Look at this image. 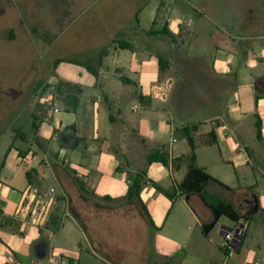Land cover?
Segmentation results:
<instances>
[{
  "label": "crops",
  "instance_id": "0c3cea01",
  "mask_svg": "<svg viewBox=\"0 0 264 264\" xmlns=\"http://www.w3.org/2000/svg\"><path fill=\"white\" fill-rule=\"evenodd\" d=\"M166 26L171 34L176 31L165 23L158 32ZM127 32L123 40L95 41L82 51L89 59L85 70L94 77L91 84L97 90L92 101L83 98L82 85L71 78L62 80L82 90L76 110L56 94L59 111L50 112L43 98L47 92L54 91L59 81L53 85L42 80L36 83L35 88H43L40 102L32 113L28 112L25 126L18 131L22 137L15 140L14 135L13 147L10 151L11 145L8 147L0 165L3 213L0 215V264H15L14 261L24 264L19 256L30 257L29 264H47L53 250L66 252L69 264H80V234L112 264H157L153 258L155 253L164 259V264H229L220 244L223 229L232 227L221 219L208 235L201 230L197 239L180 242L181 228L173 214L180 201L185 200L178 186L187 174V156L191 153L181 129L198 127L193 133L197 144L196 164L219 183L234 189L227 190L211 182L206 193L212 199L231 195L226 201L239 207L244 200H250L254 195L251 197L249 193L264 185V51H253V57L247 61L238 58L232 62L237 73L233 81L223 80L230 88H237L234 101L223 100L230 88L223 89L221 100L207 101L205 115L191 121L182 104L174 98V80L169 74L173 68L178 71L179 64L170 51L176 53L179 47L170 43L166 45L169 51L156 55L146 43L139 41L138 28ZM101 35L102 32L98 33L97 39ZM160 58L167 64L164 70ZM67 61L77 63L71 58ZM61 63L56 60L52 65ZM177 119L179 126L175 123ZM259 121L261 139L257 137ZM43 123L51 127V132ZM55 132L59 134L58 139L54 138ZM212 132L214 138L210 137ZM210 139H215V144L204 146L202 142ZM17 140L24 145L16 146ZM53 142L58 145L56 150L52 148ZM163 146L171 155L169 166L161 163L148 166L149 153ZM60 154L70 163H62ZM230 163L234 172L229 169ZM30 171H35L37 185L34 186L41 192L55 191L51 211L37 223H24L15 217L31 186L27 178ZM143 171L147 181L140 199L148 217L138 202L127 198L132 180ZM257 173L261 174L260 182ZM151 181L173 193V199L157 190ZM186 200L190 205L195 200L194 210L202 228L211 220V210L199 195ZM259 202V211H264V203L261 199ZM66 217L72 224L65 223ZM245 229L237 252L247 235L246 225ZM109 232L117 233L113 237H120L125 243L115 246ZM57 236L69 243L54 242Z\"/></svg>",
  "mask_w": 264,
  "mask_h": 264
},
{
  "label": "rangeland",
  "instance_id": "374dc122",
  "mask_svg": "<svg viewBox=\"0 0 264 264\" xmlns=\"http://www.w3.org/2000/svg\"><path fill=\"white\" fill-rule=\"evenodd\" d=\"M165 23L175 27L172 38L151 34L162 30ZM131 28L139 29V41L156 55L169 51L166 45L170 43L179 47L176 53L170 51L179 64L178 71L173 68L169 72L174 80L173 95L189 119L196 121L205 115L207 101L221 100L223 89L230 88L223 78L233 81L237 70L232 62L238 58L247 61L253 51H264V0H0V165L15 133L25 126L28 112L40 102L43 88L36 90V83L42 80L53 85L71 78L84 87L83 98L92 101L97 90L91 84L94 77L85 70L89 59L82 51L95 41L123 40ZM69 58L77 63H69ZM56 60L62 63L53 67ZM235 89L232 86L223 100L234 101ZM175 123L180 124L178 119ZM43 126L51 132L49 125ZM15 145L24 144L17 140ZM57 147L53 142L52 148ZM229 169L234 172L232 163ZM260 175L257 173L259 182ZM253 195L264 203V185L249 193ZM186 198L173 214L181 228V243L202 234L195 200L190 205ZM246 211L244 208L243 213ZM64 221L72 224L69 217ZM221 221L234 227L226 217ZM245 225L244 243L229 264H264V211L252 215ZM115 234L108 233L115 246L125 243L113 237ZM80 235V264H112ZM58 240L69 243L58 236L54 242ZM204 242L208 248V241ZM153 250L156 252L155 241ZM19 257L24 264L31 261L30 257ZM153 258L157 264H164L157 253Z\"/></svg>",
  "mask_w": 264,
  "mask_h": 264
},
{
  "label": "trees",
  "instance_id": "16d2710c",
  "mask_svg": "<svg viewBox=\"0 0 264 264\" xmlns=\"http://www.w3.org/2000/svg\"><path fill=\"white\" fill-rule=\"evenodd\" d=\"M151 34L155 36L164 35L166 37L172 38L171 33L168 30L167 26L165 27L163 31L161 32L152 31ZM159 62H160L161 69L164 70L167 66L166 62L162 58L159 59ZM39 88L40 87L37 86L36 90ZM54 92L55 94L61 96V98L67 103V105L71 107L73 111L77 109L78 102L82 95V90L78 85H75L69 82L60 81L59 84L54 87ZM197 128L198 127L194 125V126H186L181 129L183 138L186 139L188 145L191 148V153L189 156H187V160L189 162L187 174L185 178L183 179V181L179 184L178 190L181 196H185L187 198H190L192 195H199L203 203L211 210L212 212L211 220L202 225L203 233L205 235H208L210 231L219 223L222 217H226L235 223H240L242 221L243 224H245V222L249 221L252 218V216H248L246 213H243L242 208H240L239 206H236L232 202L222 199L221 197H217L213 199L210 196L207 197L208 194L206 193L207 191L206 189L209 183L211 182L219 183V182L213 176L207 173L206 170H204L203 168L199 167L196 164L195 151H196L197 144H196L195 138L193 137V133L197 130ZM15 134H16L15 140L22 137V134L20 132H17ZM210 137L214 138L213 132L210 134ZM257 137L259 139H261L262 137L260 121L257 126ZM202 143L204 146H211L215 144V139L203 141ZM12 147L13 145H11V147L9 148V151ZM170 157H171L170 152L167 149H165L164 146L161 148L154 149L149 153L147 157V165L150 166L155 163H161L165 166H169ZM180 160L181 158L178 160H175L173 162L174 165H177V162ZM35 174H36L35 171H30L27 173V178L31 185H37V182L35 180ZM145 176H146L145 171L136 175V178L132 180L129 186V193L127 195V198L129 201L138 202L141 209L143 210L145 215L148 217V212L141 204L142 202L140 199L141 190L147 181ZM151 183L157 190L164 193L169 198L173 199L174 197L173 193H169L165 191L163 188H161L157 183L153 181H151ZM219 184L227 190H232V188H229L221 183ZM80 189L83 191L81 187ZM0 215L1 216L3 215L1 210H0ZM150 224L152 225L151 220H150Z\"/></svg>",
  "mask_w": 264,
  "mask_h": 264
},
{
  "label": "built area",
  "instance_id": "2783aa9c",
  "mask_svg": "<svg viewBox=\"0 0 264 264\" xmlns=\"http://www.w3.org/2000/svg\"><path fill=\"white\" fill-rule=\"evenodd\" d=\"M43 104L50 112L57 113V96L54 91H49L43 98ZM54 138L58 139L59 134L55 132ZM59 159L64 164H69V159L65 155L60 154ZM54 193L52 189L48 192H41L37 186L31 185L25 192L24 201L15 213L17 220L29 223L41 221L52 209L54 204ZM244 225V227H241ZM245 224L237 223L231 230L223 229V240L220 244L226 259H231L239 250L243 236L245 234ZM68 254L66 252H57L53 250L47 257V264H69ZM17 264V261H14Z\"/></svg>",
  "mask_w": 264,
  "mask_h": 264
},
{
  "label": "water",
  "instance_id": "95a60500",
  "mask_svg": "<svg viewBox=\"0 0 264 264\" xmlns=\"http://www.w3.org/2000/svg\"><path fill=\"white\" fill-rule=\"evenodd\" d=\"M240 208H242V209L246 208L247 211L244 213H246L248 216H252V215L257 214L260 210L259 198L256 195H254L250 200L249 199L244 200L241 203ZM241 227H244V225H242ZM231 229L232 228H229V230H231Z\"/></svg>",
  "mask_w": 264,
  "mask_h": 264
}]
</instances>
